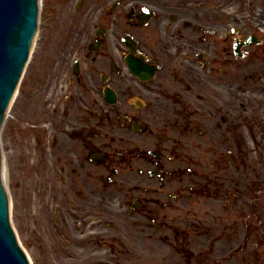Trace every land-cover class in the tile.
I'll use <instances>...</instances> for the list:
<instances>
[{
  "label": "flooded vegetation",
  "instance_id": "af4514ba",
  "mask_svg": "<svg viewBox=\"0 0 264 264\" xmlns=\"http://www.w3.org/2000/svg\"><path fill=\"white\" fill-rule=\"evenodd\" d=\"M114 1L99 0L86 28L45 38L46 67L17 107L32 165L29 192L18 180L29 202L19 229L36 264H146L152 243L189 241L194 200L229 179L232 143L213 127L196 57L216 55L193 1L120 0L108 12Z\"/></svg>",
  "mask_w": 264,
  "mask_h": 264
},
{
  "label": "rangeland",
  "instance_id": "374dc122",
  "mask_svg": "<svg viewBox=\"0 0 264 264\" xmlns=\"http://www.w3.org/2000/svg\"><path fill=\"white\" fill-rule=\"evenodd\" d=\"M248 1L251 0H205L208 12L213 13L218 23L225 24L220 29L229 31L230 27H235L234 34L240 31L238 35L244 38L256 34L260 43L257 46L243 48L244 51H250V55L235 60L224 81H221V75H213L214 82H224L223 87L218 86L215 91V104L219 109L224 107L230 111V115L237 119L238 125L231 130V136L234 137V132L238 130L239 141L246 145L247 159L240 170L244 174H238V177L233 178L227 192L215 198L201 200V203L207 202L210 205L200 206V211L205 214L201 218L206 220V226H200L197 238L191 243V249L199 253L197 258L199 264H216L223 260L226 262L220 264H264V145L261 142L264 138V99L260 90L264 87V32H260V28L254 23L256 17H253L254 21L248 20L246 10ZM253 1V12L261 14L262 3L260 0ZM232 2L241 5L246 11L241 20L237 17L235 18L237 20L233 21L232 18L227 19L223 15V11L232 7ZM74 6L75 0H42L40 30L53 26L55 30H49L50 32L65 35L66 29L73 31L76 28L77 31L79 28H86L87 22L95 19L99 10V0H87L80 10L85 11L82 18L75 17ZM230 40L233 44L232 37ZM48 45L49 42L46 46ZM45 52L43 50V53ZM37 55L33 52L27 65L18 101H23L27 92L36 88L40 74ZM14 112L15 108L10 111V116L16 115ZM12 121L8 119L9 125L0 134L1 145L4 143L6 145V164L10 173V185L12 184L13 188L10 190L13 197L11 224L19 244L28 254L31 264H34L35 244L30 240L29 233L27 236L21 235L17 225L19 213L22 214V209L29 207V202L25 196L17 195L18 190L16 191L12 178L13 174L15 180L23 177L22 186H19L20 192H29L26 186L31 180L32 165L26 147H29L30 137L26 140L28 131L24 127L23 136L18 129L10 130ZM216 128H219L218 125ZM21 137L24 140H21ZM15 193L18 196L17 200ZM150 252L153 264H183L178 248L170 243L167 246H153ZM222 255L226 258H222Z\"/></svg>",
  "mask_w": 264,
  "mask_h": 264
},
{
  "label": "water",
  "instance_id": "95a60500",
  "mask_svg": "<svg viewBox=\"0 0 264 264\" xmlns=\"http://www.w3.org/2000/svg\"><path fill=\"white\" fill-rule=\"evenodd\" d=\"M37 13V0H0V122L27 58ZM0 264H27L7 229L1 187Z\"/></svg>",
  "mask_w": 264,
  "mask_h": 264
},
{
  "label": "bare ground",
  "instance_id": "6f19581e",
  "mask_svg": "<svg viewBox=\"0 0 264 264\" xmlns=\"http://www.w3.org/2000/svg\"><path fill=\"white\" fill-rule=\"evenodd\" d=\"M260 2L262 3L263 7L262 8V13L258 14V13H254L252 10V6H253V1H248V6L246 7V10L248 12L247 18L248 20L254 21L255 19L253 17H256V22L254 21V23H256L258 26V28H262L264 30V0H260ZM232 7L229 8L228 10H226L225 12L223 11V15L225 16V18L227 19H233V21L237 20L235 18H239V20H241L242 15L246 12L244 11L243 7L239 4H235L232 2ZM258 12V11H256ZM254 13V14H253ZM262 17V18H261ZM262 91V98L264 99V87H261L260 89ZM262 144L264 145V138L262 139Z\"/></svg>",
  "mask_w": 264,
  "mask_h": 264
}]
</instances>
